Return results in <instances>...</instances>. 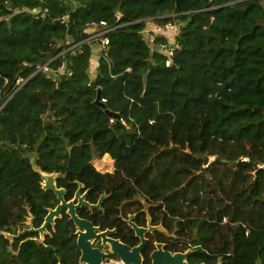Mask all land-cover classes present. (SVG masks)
Masks as SVG:
<instances>
[{
	"label": "trees",
	"instance_id": "1",
	"mask_svg": "<svg viewBox=\"0 0 264 264\" xmlns=\"http://www.w3.org/2000/svg\"><path fill=\"white\" fill-rule=\"evenodd\" d=\"M101 22L111 29L104 34L109 45L92 76V43L100 42L91 26L107 30ZM167 24L178 26L169 66L159 52L168 39L154 35L151 43L146 31ZM31 87L74 101L73 119L60 117L54 101L30 102ZM184 136L199 144L192 155L175 145ZM211 145L233 155L225 161L216 152L210 162ZM106 154L114 170L102 173L93 162ZM262 164L264 0H0V185L12 188L0 197V264H80L77 228L66 212L44 240L29 231L16 237L30 229V219L39 229L59 204L34 166L58 175L66 201L80 184L90 204L106 195L100 209L77 214L100 231L115 230L126 245L140 244L125 222L132 214L145 226L149 213L151 225L173 234L147 233L144 264L151 263L153 241L172 253L190 250L189 264H264V220L243 213L250 205L264 208ZM188 167L247 181L249 196L237 194L235 202H243L234 213L206 211L201 198L217 196V181L200 175L182 188Z\"/></svg>",
	"mask_w": 264,
	"mask_h": 264
},
{
	"label": "water",
	"instance_id": "2",
	"mask_svg": "<svg viewBox=\"0 0 264 264\" xmlns=\"http://www.w3.org/2000/svg\"><path fill=\"white\" fill-rule=\"evenodd\" d=\"M74 6H71V12ZM97 103H100V94L97 97ZM107 114L112 115L109 111ZM118 118L117 115H114ZM47 126L49 124L47 123ZM24 153V150H21ZM34 163V160L32 161ZM34 165V164H33ZM35 170L41 175L42 178V188L47 191H52L56 194L57 200L59 202L58 206L55 209L49 211L48 215L45 218L44 224L39 229H34L32 227V219L29 221L30 229L19 231L16 237H19L21 234L29 232H37L42 240H44L45 235L48 233V227L54 226L55 221L61 218L63 211L70 217L74 222L77 228V246L81 251L80 264H104V259L109 255H115L122 264H144V259L142 257V251L146 245V234L148 232L159 231L158 227H151L150 225L147 228H143L134 223V216H131L127 221L128 225L135 232V236L140 239V244L131 247L122 243L119 239H115L112 236L116 233L115 230H106L100 231L99 227H95L94 224L87 220L80 218L77 214L82 206L89 207L90 210L100 209L103 200L106 198V195H102L99 198L97 204L93 205L86 201L87 193L81 195L82 184L79 185V188L75 194V197L71 201H66L65 199V190L57 188L56 178L57 174H48L42 172L39 168L34 166ZM77 201V204L75 202ZM151 222V221H150ZM10 240H13L15 236L6 235ZM96 241H101V247L109 248V253L101 250L94 246ZM190 250L186 252L172 253L170 251L164 250V245L158 243L156 245V250L153 251L150 255V264H189L188 256L190 255Z\"/></svg>",
	"mask_w": 264,
	"mask_h": 264
},
{
	"label": "rangeland",
	"instance_id": "3",
	"mask_svg": "<svg viewBox=\"0 0 264 264\" xmlns=\"http://www.w3.org/2000/svg\"><path fill=\"white\" fill-rule=\"evenodd\" d=\"M147 29H154L152 28L150 25H147ZM148 31V30H146ZM99 43H92V48L94 49V57L98 58L100 55V50L101 47L99 46ZM92 76L96 75V68L95 66H92L91 63V69H90ZM52 71L49 73V75H52ZM29 93H35L36 97L32 100H30V102H33L35 105H40L41 107H47V106H51L52 102L54 101L56 103L55 107H56V111H58V115H60V117L62 118H67V121L72 120V115H74V112L76 111V103L74 101H69L64 97H61L60 95H56L54 98L49 99L45 93L44 90H37L34 87H31L28 90ZM17 116H18V121H21L24 119V117H22L21 115L18 114V112H16ZM71 116V117H70ZM178 148H180V150L182 151V155H192L193 153H195V151L198 149L199 144L197 142H193L190 140V138L188 136H184L181 137L177 143L175 144ZM207 152H209L212 156L210 157V162H213L214 160V156L213 154H215L216 152H219L221 155H223L224 160L226 161V159L228 158V155L232 154L233 152H227V153H223L222 151L220 152V148H216L215 145H211V147L209 149L206 150ZM234 153H237L240 151V149L234 150ZM233 155V154H232ZM183 159H186V157H183ZM34 160V159H33ZM94 166L102 173H107V172H113L114 170V160L111 158V156L109 154H106L102 159H97L93 162ZM235 164V163H234ZM207 167V166H206ZM205 167V171L203 169H196V168H189L187 170L188 176L186 178H183L182 181L180 182V186L182 188H184L185 186H187L188 184L192 183L193 181H195L196 179H198V176H203L204 179H206V181L212 182L213 181L217 183V185H215V189H216V194L217 196L212 197L211 195H207V196H201V205H203L204 209L206 211H210V212H219V211H223L225 209H228L231 211V213H234L236 210L240 209L238 208V203H242L243 202V198H239V200H237L235 202V198H237V194L240 193V191L244 192V195L249 196V192L246 188L247 186V181L239 183V181L235 182L234 179H224L225 176H219L218 178H216L215 176H213L212 174L207 172V168ZM231 171L233 172H240L238 171L237 167H235V165H231ZM193 169V170H192ZM212 169V168H210ZM208 169V170H210ZM190 171V172H189ZM190 173V174H189ZM253 175V174H252ZM222 177V181L223 184L221 186L220 185V178ZM199 181V180H197ZM196 181V183H197ZM219 181V182H218ZM202 183L199 182V184ZM7 187V188H6ZM3 187V185H0V197H4V196H8L10 193V189H12L9 186ZM233 188V190H232ZM244 197V196H243ZM194 197H190L189 200L191 201V199L193 200ZM212 199V200H211ZM136 201L141 202L144 207L145 210L148 212V208L149 205L145 202L144 198L141 197H137ZM255 206V208H254ZM254 206H249V207H245L243 208V213L245 215V217H248V215L250 214V212L253 213L254 217L260 218L261 220H264V208L254 205ZM136 214H132L129 216V218L131 216H134L135 218ZM129 220V219H127ZM134 220V219H133ZM151 217L149 215V213L147 214V227L150 225L151 227H158L159 231L164 233L166 236L168 237H172L173 234H170L166 229L163 228L162 225H158V226H153L151 225ZM250 224V220H247V225ZM146 227V228H147ZM155 231V230H154ZM153 231V232H154ZM40 241H42V239H39ZM100 245L101 246V241H96L94 243V246L96 245ZM102 248V247H101ZM103 249V248H102ZM103 251H105L106 253H109V248H104ZM110 255V254H109ZM109 255L107 256V258L104 259V264H122L119 260H115V259H111L109 258Z\"/></svg>",
	"mask_w": 264,
	"mask_h": 264
},
{
	"label": "built area",
	"instance_id": "4",
	"mask_svg": "<svg viewBox=\"0 0 264 264\" xmlns=\"http://www.w3.org/2000/svg\"><path fill=\"white\" fill-rule=\"evenodd\" d=\"M101 26L107 27V24L105 22L100 23ZM98 26L96 24H92L91 29L93 32V35L91 36L92 39L97 40L100 42V47L104 50L106 47L109 45V40L104 36V34L108 33L111 29L108 28L107 30L105 29L104 31H97L96 29ZM154 29H150L147 31V33H150V42H154V35H162L168 39V44H163L159 47V52L162 54L166 55L168 60L166 65L169 66L171 63V58L174 54L175 50V39L178 34V26L175 24H167V25H160V26H155L153 27ZM40 70H43L46 73H52L54 74L55 72L51 69L48 68V66H44L40 68ZM60 73H63L64 71V65H61V67L58 69ZM18 83H24L22 80H19ZM103 103H106L105 99H102ZM113 122V120H111ZM242 162H248L249 160L247 158H242ZM257 170H264V165H258Z\"/></svg>",
	"mask_w": 264,
	"mask_h": 264
},
{
	"label": "flooded vegetation",
	"instance_id": "5",
	"mask_svg": "<svg viewBox=\"0 0 264 264\" xmlns=\"http://www.w3.org/2000/svg\"><path fill=\"white\" fill-rule=\"evenodd\" d=\"M77 192V191H76ZM85 193H87V192H85ZM76 194V193H75ZM84 193H82V191H81V195H83ZM65 196H66V192H65ZM74 197H75V195H74ZM74 197H73V199H74ZM72 199V200H73ZM71 201V200H70ZM86 201H87V197H86ZM104 201V200H103ZM88 202V201H87ZM59 203V202H58ZM103 203V202H102ZM75 204H77V201L75 202ZM95 205V204H94ZM83 207H86V206H82L81 208H83ZM80 208V209H81ZM86 208H88L89 210H90V208L89 207H86ZM95 209H93V210H90L91 212L92 211H94ZM78 211V210H77ZM65 211H63V213H64ZM62 213V214H63ZM127 219H125V222L127 223ZM140 227H143V228H146L147 227V225H145V226H140ZM149 234H153L154 232H148ZM115 235V234H114ZM114 235L112 236L113 238H115L114 237ZM146 236V239H147V241H148V239L149 238H147V234L145 235ZM147 241H146V243H147ZM159 242H157V241H153V246H152V250H151V253L153 252V251H155L156 250V245L158 244ZM161 244H163V243H161ZM164 246H165V244H163ZM146 246V245H145ZM95 247H97V248H100L101 250H103L102 248H101V246L100 245H96ZM145 248V247H144ZM144 250V249H143ZM164 250H165V248H164ZM167 251V250H166ZM143 252V251H142ZM151 253H150V255H151ZM107 258V257H106Z\"/></svg>",
	"mask_w": 264,
	"mask_h": 264
},
{
	"label": "crops",
	"instance_id": "6",
	"mask_svg": "<svg viewBox=\"0 0 264 264\" xmlns=\"http://www.w3.org/2000/svg\"><path fill=\"white\" fill-rule=\"evenodd\" d=\"M152 28L154 27V26H151ZM148 30H150V29H148ZM97 64H98V58L96 57H94L93 56V60H92V66H95V68L97 69Z\"/></svg>",
	"mask_w": 264,
	"mask_h": 264
}]
</instances>
